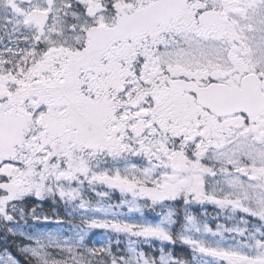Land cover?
I'll return each instance as SVG.
<instances>
[{"label":"snow or ice","instance_id":"obj_1","mask_svg":"<svg viewBox=\"0 0 264 264\" xmlns=\"http://www.w3.org/2000/svg\"><path fill=\"white\" fill-rule=\"evenodd\" d=\"M0 264H264V0H0Z\"/></svg>","mask_w":264,"mask_h":264}]
</instances>
